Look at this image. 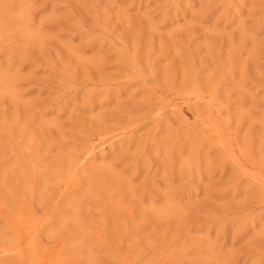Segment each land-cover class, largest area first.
Returning <instances> with one entry per match:
<instances>
[{
    "label": "rangeland",
    "instance_id": "obj_1",
    "mask_svg": "<svg viewBox=\"0 0 264 264\" xmlns=\"http://www.w3.org/2000/svg\"><path fill=\"white\" fill-rule=\"evenodd\" d=\"M0 264H264V0H0Z\"/></svg>",
    "mask_w": 264,
    "mask_h": 264
},
{
    "label": "bare ground",
    "instance_id": "obj_2",
    "mask_svg": "<svg viewBox=\"0 0 264 264\" xmlns=\"http://www.w3.org/2000/svg\"><path fill=\"white\" fill-rule=\"evenodd\" d=\"M83 35V34H82ZM185 112V111H184ZM188 115V114H187ZM187 115H186V117H187ZM188 118V117H187ZM233 157V156H232ZM81 158V157H80Z\"/></svg>",
    "mask_w": 264,
    "mask_h": 264
}]
</instances>
